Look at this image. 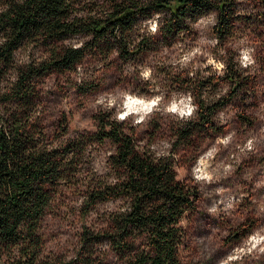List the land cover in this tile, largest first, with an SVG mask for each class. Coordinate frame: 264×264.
Segmentation results:
<instances>
[{"label": "trees", "instance_id": "16d2710c", "mask_svg": "<svg viewBox=\"0 0 264 264\" xmlns=\"http://www.w3.org/2000/svg\"><path fill=\"white\" fill-rule=\"evenodd\" d=\"M236 8V0H0V36L7 38L0 46V80L14 74L13 59L18 60L26 46H33L36 55L50 53L38 66L34 61L19 69V81L11 93L0 95V106L8 114L7 118L0 116L6 125L0 128V241L24 243L21 252L28 257L24 264H36L44 250L49 216L75 225L76 256L71 264H189L191 226L200 201L198 187L174 181V160L153 164L134 151L133 137L122 134L116 125L109 130L106 115H95L94 132L70 138L66 114H60L55 125L49 124L44 88L37 85L53 74L74 71L78 64L109 66L114 55L128 64L159 54L181 39L192 37L193 42L194 25L207 13H218L212 36L220 40V47H227L242 24ZM76 11L88 16L73 17ZM153 13H159L158 32L135 43L140 22L151 19ZM257 21L264 29V11H258ZM73 36L91 39L83 49L73 51L63 46V40ZM227 51L233 55L230 48ZM161 73L171 88L191 89L197 96L204 89L215 93L225 82L230 87L227 96L215 104L201 103L198 122L172 130L176 143L183 145L190 144L198 133H217L213 117L246 92L243 87L249 84L231 67L220 82L174 74L171 66ZM78 90L84 94L94 87ZM38 106L41 115L32 121ZM49 129L53 131L46 135ZM63 136L68 139L60 148L36 151L41 141ZM135 138L139 140L137 135ZM93 143L104 149L117 146L116 154L108 158L110 171L104 175L93 171L89 157L83 155L85 146ZM110 175L126 179L113 187L107 182ZM125 197L132 198L130 213H107L114 200ZM186 212L187 228L177 229L175 225ZM21 223L26 231L17 233ZM41 228L43 232L37 231ZM243 234L246 231L236 232L232 238L239 241ZM48 252L55 264H62L64 253Z\"/></svg>", "mask_w": 264, "mask_h": 264}, {"label": "clouds", "instance_id": "9594fccd", "mask_svg": "<svg viewBox=\"0 0 264 264\" xmlns=\"http://www.w3.org/2000/svg\"><path fill=\"white\" fill-rule=\"evenodd\" d=\"M235 15L239 17L252 15L254 12L264 11V0H236ZM75 7L79 8L80 5ZM87 12L76 11L73 12V17L86 18ZM151 19H145L140 22L142 26L140 28V36H138L135 43H139L143 36L155 35L160 25L157 23L159 19V13H153ZM218 13L215 14V22L206 23L201 21L200 24H204L206 28L211 32L212 29L218 24ZM237 23H240L237 21ZM199 26V25H198ZM213 40L210 42L211 47H207L209 42L205 41L197 43L194 46H190L188 49H181L178 53L167 61V64L171 66V70L174 74L182 73L192 79L199 77L208 78L213 77L216 82H220L228 75L229 68L233 71L239 72L243 76H255L264 80V60H261L258 54V43L254 40L251 29H246L242 32L236 33L229 39L227 47H218L220 40L213 34ZM90 36H73L69 39L63 40V46L71 48L73 51H79L83 49L85 44L90 40ZM7 43V38L0 36V46ZM135 45H130L134 47ZM33 46H26L22 49V55L18 60H14L16 71L12 76L5 80H0V95L10 94L15 84L19 81V69L27 68L33 65L35 61L38 66L39 63H43L50 53H44L43 55H36L32 51ZM230 48L234 55H229L227 49ZM102 67V65H100ZM89 71H86L84 64H78L74 71H67V77L74 82L72 87L82 85L86 81L93 79V71L95 65H90ZM125 68L129 72L138 73V78L150 85V93L145 94L139 90L133 91L128 86L117 85L115 87L102 89L92 97H89L91 101L88 108L92 112L98 115H106L110 122L108 128L110 130L112 125L119 127L122 134L129 137H133V150L145 155L146 158H150L153 164H158L161 160H175L179 161V156L173 151L177 137L168 133L163 136H158L155 139L143 138L137 140L136 135L142 133L148 128L150 121L153 119H161L173 124L177 127H184L190 123H196L200 119L201 103L204 105H212L219 101L222 97H226L230 91V87L227 82L218 89L215 93L209 94L208 90L202 92L199 96L194 95L191 89L188 90H168L161 87L157 82V77L154 73V68L147 62L137 64L135 66L125 65ZM98 74V73H97ZM55 74H53L54 76ZM50 78L46 77L43 84L37 85V87L46 88L47 82ZM260 91L257 93V97L252 99V102L244 109V111L250 114V117L260 124L258 136H251L244 134L237 137L235 130L228 131L225 128L227 134L217 135L214 140L205 137L204 142L193 151V159L190 165L175 164L173 171L175 172L174 181L196 186H214L217 176L220 175V169L217 164L218 156L224 150H229L230 146L234 145V150L229 151V155L225 158L230 162L223 165V172H232L233 175L236 172L238 166L242 163L244 158L249 157L250 154H255L258 151V145L264 142V99L259 97L264 96V83L259 86ZM71 96H64L61 98L59 108L65 112H71L73 105L69 102ZM231 105L225 108L223 112H218L214 120H217L218 124L223 126L229 124V120L236 115L237 110L229 111ZM223 113H228V118L223 116ZM7 113L3 111V106H0V116L7 118ZM41 115L40 107L30 117V120L35 121ZM218 115L221 117L218 120ZM98 121L90 119L89 122L82 126V131L92 133L96 130ZM0 128H6L3 119H0ZM53 131L49 129L46 135ZM67 136L61 137L60 140L52 137L49 142L41 141L37 145V152H52L53 150L60 148L62 143L66 142ZM231 142V143H230ZM116 145H113L111 150L105 151L99 144L93 143L85 146L83 155L88 156V164L92 165V170L97 171L99 167V161H104V171L98 174L104 175L110 171L109 157L116 154ZM98 149V150H94ZM32 150L30 149L29 152ZM230 177H225V181ZM124 178H119L114 175L108 177V183L111 186H115L121 183ZM63 182V181H62ZM253 191H257L254 187ZM243 199V195H241ZM264 199V197H261ZM113 200L107 202L111 203ZM115 203H111L108 214L116 213L118 215H127L132 211L131 197H125L123 199L114 200ZM240 200H237L235 207L229 206L228 210L221 209L215 216L219 217L221 214L225 216H235L238 218L239 223H243L246 216L240 215L237 212ZM253 203L257 206L255 215L264 217V206L254 200ZM214 211V210H210ZM53 217L49 216L48 220H52ZM188 214L187 212L183 217L179 219L175 227L177 229L187 228ZM26 227L23 223L17 227V233L25 232ZM37 231L43 232L44 229H38ZM228 232L225 231L223 236H227ZM69 237L62 233H57L55 240H50L48 244L44 245V250L41 251L37 257L36 264H55L54 256H50L48 249L56 246L60 250L64 251L62 264H71V261L75 258L76 253L71 251L72 245L68 243ZM97 244L96 246H99ZM25 247L24 243L16 242L11 243L8 241H0V264H24V261L28 257L24 256L21 249ZM102 252L96 253L97 255ZM209 254L203 252L195 256V260L200 264H204ZM222 264H264V223L258 224L247 234L242 235L239 238V243L235 244L230 250L222 256ZM217 264V259L215 261Z\"/></svg>", "mask_w": 264, "mask_h": 264}, {"label": "rangeland", "instance_id": "374dc122", "mask_svg": "<svg viewBox=\"0 0 264 264\" xmlns=\"http://www.w3.org/2000/svg\"><path fill=\"white\" fill-rule=\"evenodd\" d=\"M257 14L258 12H254L252 15L241 17L242 24L237 26L236 33L251 29L253 38L258 43V54L260 55L261 60H264V29L257 21ZM201 21L206 23L215 22V14H204L197 21L194 25L196 39L193 42L191 41L192 37L181 39L174 46L163 48L159 54H152L146 58H138L128 64L119 61L115 55L111 58L109 66L102 65L101 67L100 65H95L93 62L85 63L86 71L90 70L88 66L95 65L93 71L94 78L86 81L82 85L75 86V89L72 87L74 82L67 77V74L51 75L46 85V88L49 90L46 91L44 88L43 91V101L48 112L49 124L55 125L60 114H66L68 119L69 137L74 138L80 133H87L81 130L82 126L95 117V114L87 107V105L91 102L89 97L94 96L96 92L120 85L125 87L130 86L133 91L139 90L142 93L151 94L150 85L141 81L138 78V73L129 72L125 68V65L135 66L147 62L154 68L157 82L162 88L176 90L169 86V82L166 80V77L163 76L164 74L161 73V71H166L170 67V65L167 64V61L171 60L181 49H188L190 46L205 41L209 42L207 47H211L210 42L213 40L212 31L210 32L204 24H200ZM138 34L141 35L140 31ZM218 47H220V45H218ZM234 54L235 53H233V55ZM243 77V79L249 83L244 85V87L242 86L243 91L246 92H243L238 98L232 100L219 111L223 112L225 108H228V106L231 105L229 111L239 109V111H236L235 117L229 120V124L223 126L219 125L217 120L213 119L218 131L217 133H198L190 144L183 145L175 142L173 151L179 156V161L174 160L175 164L190 165V162L193 159L194 149H197L204 142L205 137L214 140L217 135H226L227 132H225V128H227L228 131L235 130L237 132V137L244 134L258 136L260 124L252 119L250 114L246 113L244 109L252 102L254 97H257V93L260 91L258 86L261 83H264V80L255 76ZM209 78L212 79L213 77ZM89 86L94 87V91L81 94L78 90L79 87L85 88ZM222 86L223 84H221L218 89ZM204 91L205 89L203 92ZM208 92L209 94L214 93L211 89H208ZM64 96H71L69 102L73 105V108L70 113L62 111L59 108L61 98ZM259 99H264V96L259 97ZM217 114L214 117H216ZM223 116L227 119L228 113H223ZM220 118L221 117L218 115V120ZM175 127V125L170 124L165 120L153 119L150 121L148 128L138 134L137 137L138 139H155L158 136H163L168 133H171L172 135V130ZM104 150L109 151L111 150V147H107ZM230 150H234V145L230 146L229 150L221 152L218 156L217 164L220 169V175L217 176L214 186H197L200 193V201L196 218L191 226L190 252L187 259L189 264H200V262L194 258L201 252L209 254L204 264H215L216 259L217 264H222L223 257L219 256L224 255L226 251L239 243V241L232 238L234 233L240 232L242 234L244 231L248 233L258 224L264 223V217L254 214L257 206L253 203V201L256 200L260 206H264V199H261V197H264V142H261V144L258 145V151H256L255 154H250L249 157L243 159L234 175L232 172H223V165L230 162L228 159H225L229 155ZM103 166V160L101 159L97 171L102 172ZM225 177L230 178L225 181ZM254 187L257 191H253ZM241 195H243V199H241ZM237 200H240L237 212L240 213V215L246 216L243 223L238 222V218L235 214H233V216H225L221 214L216 218L208 216H215L221 209L228 210L229 206L235 207ZM225 231L228 232L227 236H223ZM57 233H62L69 237L68 243L72 245L71 251H73L76 245L75 225L70 224L67 220H51L48 224L47 244L50 240H55L57 238ZM48 250L52 253L58 254L64 253L65 251L58 249L56 246H53Z\"/></svg>", "mask_w": 264, "mask_h": 264}]
</instances>
